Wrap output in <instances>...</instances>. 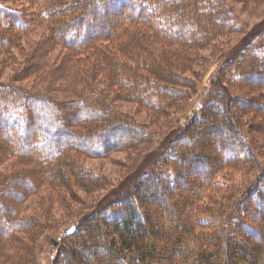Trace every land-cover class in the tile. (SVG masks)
Returning <instances> with one entry per match:
<instances>
[{
  "label": "trees",
  "instance_id": "1",
  "mask_svg": "<svg viewBox=\"0 0 264 264\" xmlns=\"http://www.w3.org/2000/svg\"><path fill=\"white\" fill-rule=\"evenodd\" d=\"M13 1L0 0V50L1 41L11 44L12 37L6 38L8 28L18 31V22L26 21L25 12L19 13L11 5ZM206 3L208 6L201 7L200 0L191 4L189 0H45L43 15L50 38L35 43L42 47L31 62L33 72L47 63L48 52L43 53V44L55 42L66 47L65 64L68 68L72 64L67 86L73 87L74 95L58 100L43 90L0 86V127L9 129V133L0 129V162L12 156L25 162H12V170L0 172V264H37L38 252L45 249L43 242L38 245L34 242L42 231V225L33 220L37 217L20 216L19 212L21 203L41 183L48 181L65 186L74 180L94 186L96 179L83 165L81 154L107 155L125 146L137 147L150 139V133L126 120L113 104L114 100L123 97L162 111L181 99L183 81L173 73L172 61L158 55L153 43L148 44V38L158 39L166 47H187L186 42L177 41L188 36L186 29L171 32L170 28L196 19L194 25L199 34L203 33L198 43H208L215 38L211 30L216 25L212 15L203 10L221 9L219 4L215 8L210 6V1ZM136 8V14L128 13V9ZM150 10L161 17L155 18V13H148ZM224 18L228 21L227 15ZM5 19L9 21L5 23ZM206 22L214 27H207ZM140 24L152 27V32L140 26L127 39V44L120 45L121 31ZM258 35L243 39L244 44L232 51L213 81L200 113L190 123L179 125L178 132L167 135L170 138L157 146L158 149L155 147L154 152L160 156L155 165L161 162L165 168L171 167L181 182L174 184L160 172L142 173L139 161L135 162L126 182L98 209L82 218L77 228L67 235L63 246L59 244V253L51 264H264V174L255 177L244 190L231 189L221 202H214L215 195L204 196L207 203L197 200L200 197L197 195L203 196L206 190L223 185L215 178L216 161L220 165L251 162L253 166L255 163L250 138L234 120L237 106L233 103L238 101L247 107L261 106V102L233 99L231 89L220 81H225L222 74L230 76L240 68L237 59L242 67L246 59L244 71L241 68L232 80L243 83L246 88L249 87L246 78L264 84V56L259 51L260 47L264 49V37L260 39ZM251 47L254 59L249 60L246 52ZM90 60L91 70H85L84 62ZM74 64L78 66L75 69ZM68 68H51L43 80L44 86L51 88L53 77L54 83L58 77L66 78ZM103 84L107 93L110 85L118 89L115 93L111 91L114 99L111 93L107 95L100 89ZM148 93H153L157 101ZM38 110L47 115L37 116ZM259 126L264 131V125ZM59 127H63L62 131L57 130ZM208 133L217 136L214 142L209 138L207 144H201L198 138ZM62 136L68 140L54 142ZM180 140L188 144L185 149L178 150ZM34 141L39 143L32 147ZM215 145L222 151H218L220 157L210 155ZM236 198H239L237 202ZM240 203L244 204L242 210L238 207ZM153 204L158 209L152 208ZM244 217L259 228V241L252 246L248 245L244 231L232 234L236 221L241 222L238 219ZM29 230L33 231L35 240L29 239L30 244H23L22 248L21 234H30Z\"/></svg>",
  "mask_w": 264,
  "mask_h": 264
},
{
  "label": "rangeland",
  "instance_id": "2",
  "mask_svg": "<svg viewBox=\"0 0 264 264\" xmlns=\"http://www.w3.org/2000/svg\"><path fill=\"white\" fill-rule=\"evenodd\" d=\"M171 1L177 2L179 0ZM193 1L194 0H189V4ZM200 1L201 7L202 5L208 6L206 1H210V6L214 5L215 8H218L217 6L219 4L221 9V11H217L211 7L208 11L207 9L203 10V12L212 15L214 24L216 25V28L210 29L215 32V38L208 41V43L204 45H201V42L198 43L199 39H202L203 33H198L199 29L194 25L196 19L184 21L185 24L182 26L179 25L180 27L170 28L171 32L186 29L188 36L181 41H177L186 42L185 44H188L187 47L185 45H181L180 47L177 45L166 47L161 42L157 41L158 39L155 40L152 37L148 38V44L153 43L154 49H156L158 55H164L166 59L172 61L170 65L175 69L173 73L180 78V81H183V84H180V87H182L181 99L175 101L174 105H171L169 108L166 107L162 111L150 108L147 105H142L136 101L123 99V97L122 99L114 100L113 104L124 114L126 120L136 124L135 127L137 129L150 133V139L137 144V147L125 146L120 148V150L111 151L107 155L93 157L81 154L79 157L84 163L83 165L91 171V174L94 176L93 178L96 179L94 181L96 183H92L94 186H85L74 180L65 186H58L60 183L45 181L40 184L36 191L25 198V201L19 206L20 216H27L28 218L37 217L33 220H35L38 225H42L40 227L42 231H40V233L38 232L37 240L34 242H37L36 245L43 242L46 246L43 251L38 252L37 264H51L53 262L59 250L58 246H53L52 239L58 240L63 246L67 241V235L77 228L82 218L91 211L98 209L101 204L106 202L107 198L112 197L111 194L117 190L121 184L126 182V178L132 174V168L135 162L139 161L140 165L138 167L139 169L141 168L140 171L142 173L146 172L152 175V172H160L163 178L168 179L174 184L179 183V181L181 182L177 173L171 167H169L170 169L165 168L161 162L157 164V166L155 165V162L160 159V156L154 151L158 149L157 146L164 144L167 138H170L169 136L179 131V125L184 126L190 123L194 117L200 113L204 101L208 98L207 96L213 88V81L220 75L221 67L229 61L228 58L231 57L235 47L242 46L244 44L243 39L250 35L254 36V34L258 33L260 39L264 37V0ZM10 3H13L11 5L15 6L19 13L25 12L23 19L26 21L18 22V31L13 29V27L8 28L6 38L12 37L10 45L9 43L4 44L1 41L0 86H10L34 92L43 90L48 96L58 100L64 99L65 96H73L74 94L71 92L73 87L71 85L67 86L70 81L69 73L72 69V64H70L69 68L67 64H65V58L68 56V49L66 47L55 42L43 44V53L48 52L46 58L47 63L46 65L42 64L36 72H33L34 69L31 62L36 58V54L42 47L41 45H35V43L47 37L50 38L47 22L43 15L45 0H14ZM137 10V8L128 9V13L130 12V14L133 15L137 13ZM148 13L153 15L155 11L150 10ZM225 15H227L228 21L225 20ZM157 16L161 17L158 13H155L154 17L156 18ZM220 19H223V22L220 23ZM8 21L9 19L4 20L5 23ZM205 25L207 27H214L211 22H206ZM140 26L152 32V27L149 28L142 24L136 25L135 28L131 30H122V37L120 36L121 42H119V44H127V39L131 37V34L137 33V29H139ZM149 34L152 36V33ZM7 45L9 46L7 47ZM262 49L263 47H260L259 51H261V55L264 56V49ZM34 50L35 54H33ZM246 53L248 54L247 57L249 60L254 59L251 57V55H253L252 47L247 50ZM90 62L92 61L84 62L85 70H91L90 67H88L90 66ZM237 64H239L240 68H236V71H232V75L230 76L222 74V78H225V81L220 82L223 86L231 89L233 99L238 100L242 98L261 102V106L259 104H252V106L247 107L244 103L238 101L233 103L237 106V108H234L236 112L234 120L237 125L244 127L245 134L250 138L251 148L255 157L253 160L255 163L253 166L251 162H236L229 165H220V162L216 161L218 170L215 172V178L220 180L223 185L220 184V186L213 188L212 191L206 190L203 196L201 194L197 195L201 197V201L199 200L200 197L197 199L198 203H207L206 198L208 195H210V197L215 195L217 198V202L214 201L215 203L221 202L223 198H225L224 196L229 194L231 189L240 188L244 190L255 177L259 178L260 175L264 174V131H262L259 126L260 124L264 125V84L263 82H257L256 80L246 78V81L249 83V87L246 88V85L243 83L238 84L236 81H233L232 78H235L236 74L240 73L239 70L241 68L243 72L245 68L244 65L248 63L246 59L243 60L242 67L237 59ZM56 67L68 68L66 78L64 76L61 78L58 77L57 82L54 83L53 77V85H51V88H47L44 86L43 80L46 74L50 72V69H55ZM76 67L78 66L74 64V69ZM142 72L147 73V70L143 69ZM100 75L102 77L106 76L103 73H100ZM50 81L49 79L48 82ZM48 85L49 83H47V86ZM54 85L56 88H54ZM104 85L105 84L100 86V89L107 95L111 93L110 97L114 99V95L111 91L113 90L115 93V90L118 89L110 85V93H107V87ZM148 95L151 99L157 101L153 93H148ZM35 114L37 116L47 115L45 111L41 112L39 110L36 111ZM10 124L13 125L11 122ZM222 124L225 125L224 123ZM209 126L210 125H207V127ZM0 129H3L1 131H4V133H9V129L6 130L5 127H0ZM62 129L63 127L57 128L58 131H62ZM52 131L54 133L56 132L55 129ZM167 135L169 136L167 137ZM206 135L208 136L198 138L201 144H207L208 142H206V139L209 138L212 139L211 141L213 143L217 137L211 133ZM117 139L118 138H115V140ZM66 140H68L67 136H62L58 138V140H54V142L59 144ZM38 143L39 142L34 141L32 147ZM187 146L188 144L185 141L180 140L178 150L181 148L185 149ZM155 147H157V149ZM96 148H98L97 145ZM218 151L220 150L215 145L210 155L212 157H217V155L220 157ZM16 157L17 156H12L6 159V161H1L0 172L7 173V171L12 170V162L19 161ZM19 163L25 164L23 161H19ZM184 192L189 196L192 195L190 192ZM204 196L206 198H204ZM238 199L239 198H236V202ZM239 206L241 209L244 204L240 203L238 204V207ZM154 207L158 209V206L155 204H153L152 208ZM178 212L180 211L178 210ZM161 213L165 214L164 211ZM164 216L167 217L166 215ZM109 217L112 219L110 214ZM238 220L241 222L236 221L232 227V234H238L240 231H244L248 236L249 246H252L255 241H259V228L256 223L245 217ZM29 231L30 234H21L22 248H24L23 244H30L29 239H34L33 231ZM243 240L246 243L248 242L245 239ZM248 245L247 247L249 248ZM177 257L180 259V256Z\"/></svg>",
  "mask_w": 264,
  "mask_h": 264
},
{
  "label": "water",
  "instance_id": "3",
  "mask_svg": "<svg viewBox=\"0 0 264 264\" xmlns=\"http://www.w3.org/2000/svg\"><path fill=\"white\" fill-rule=\"evenodd\" d=\"M52 244H53V246H58L59 244H60V242L58 241V240H56V239H52Z\"/></svg>",
  "mask_w": 264,
  "mask_h": 264
}]
</instances>
